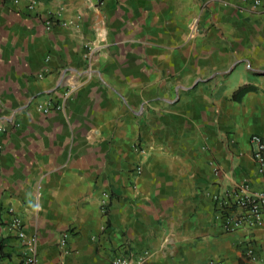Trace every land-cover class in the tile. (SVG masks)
Here are the masks:
<instances>
[{
  "label": "crops",
  "instance_id": "0c3cea01",
  "mask_svg": "<svg viewBox=\"0 0 264 264\" xmlns=\"http://www.w3.org/2000/svg\"><path fill=\"white\" fill-rule=\"evenodd\" d=\"M252 134L264 0H0V264L23 250L11 215L39 264H264V221L225 231L211 198L263 189Z\"/></svg>",
  "mask_w": 264,
  "mask_h": 264
},
{
  "label": "built area",
  "instance_id": "2783aa9c",
  "mask_svg": "<svg viewBox=\"0 0 264 264\" xmlns=\"http://www.w3.org/2000/svg\"><path fill=\"white\" fill-rule=\"evenodd\" d=\"M19 0H13L17 3ZM223 5H228L232 0H217ZM241 4L255 9L261 5V0H237ZM27 7L31 10L36 7V0H27ZM46 28H50V20L46 21ZM59 104H52L51 102H45L40 105L39 110L44 114H48L54 110L60 109ZM250 142L253 145L252 158L256 163L257 172L263 177L264 181V134H252L250 136ZM135 150L140 153L143 148L140 144L134 145ZM137 174L141 172V166L135 167ZM248 184L241 183L236 188L231 190H225L223 194H213L211 196L216 212L217 218L221 219L222 228L225 231H234L243 225H252L257 221H264V183L263 189L256 193L248 192ZM105 206L104 202H101V209ZM8 231L17 237L22 245V254L20 260L16 264H39L35 242L36 236H27L20 219L11 215V219L8 223ZM68 233L65 232L61 235L59 240V246L63 248L65 253L68 252L67 246ZM146 253H141L134 256H113L108 264H140L145 259ZM245 257L251 260H256L257 255L254 246L247 244L245 247ZM211 264H221V262H211Z\"/></svg>",
  "mask_w": 264,
  "mask_h": 264
},
{
  "label": "trees",
  "instance_id": "16d2710c",
  "mask_svg": "<svg viewBox=\"0 0 264 264\" xmlns=\"http://www.w3.org/2000/svg\"><path fill=\"white\" fill-rule=\"evenodd\" d=\"M255 90H257V87L252 84H242L232 92L231 98L233 100L239 101L245 93Z\"/></svg>",
  "mask_w": 264,
  "mask_h": 264
}]
</instances>
